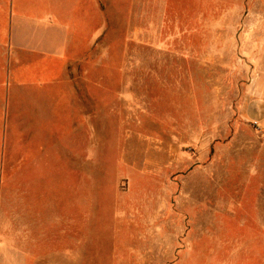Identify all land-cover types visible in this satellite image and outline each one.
<instances>
[{"label":"rangeland","instance_id":"rangeland-1","mask_svg":"<svg viewBox=\"0 0 264 264\" xmlns=\"http://www.w3.org/2000/svg\"><path fill=\"white\" fill-rule=\"evenodd\" d=\"M63 9L66 100L15 87L1 136L0 264H234L249 238L264 264V0Z\"/></svg>","mask_w":264,"mask_h":264},{"label":"crops","instance_id":"crops-1","mask_svg":"<svg viewBox=\"0 0 264 264\" xmlns=\"http://www.w3.org/2000/svg\"><path fill=\"white\" fill-rule=\"evenodd\" d=\"M81 6L83 0H0V150L13 115L15 87H38L53 99L66 100L63 92L55 93L66 86L67 32L73 22L63 7L72 13ZM218 249L219 262L256 264L258 259L256 238Z\"/></svg>","mask_w":264,"mask_h":264}]
</instances>
